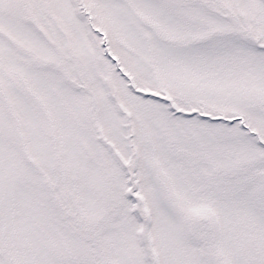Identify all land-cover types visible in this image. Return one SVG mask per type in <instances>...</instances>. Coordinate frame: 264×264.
Listing matches in <instances>:
<instances>
[{
    "label": "snow or ice",
    "instance_id": "1",
    "mask_svg": "<svg viewBox=\"0 0 264 264\" xmlns=\"http://www.w3.org/2000/svg\"><path fill=\"white\" fill-rule=\"evenodd\" d=\"M0 264H264V0H0Z\"/></svg>",
    "mask_w": 264,
    "mask_h": 264
}]
</instances>
